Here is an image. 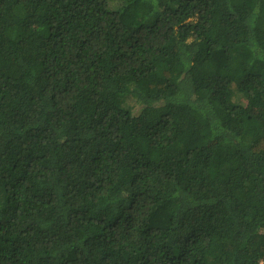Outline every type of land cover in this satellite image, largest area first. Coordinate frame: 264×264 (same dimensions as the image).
I'll list each match as a JSON object with an SVG mask.
<instances>
[{"label": "trees", "instance_id": "1", "mask_svg": "<svg viewBox=\"0 0 264 264\" xmlns=\"http://www.w3.org/2000/svg\"><path fill=\"white\" fill-rule=\"evenodd\" d=\"M0 264H264V0H0Z\"/></svg>", "mask_w": 264, "mask_h": 264}]
</instances>
